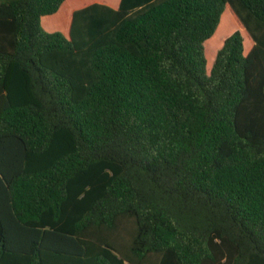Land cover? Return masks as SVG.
<instances>
[{
    "label": "trees",
    "instance_id": "trees-1",
    "mask_svg": "<svg viewBox=\"0 0 264 264\" xmlns=\"http://www.w3.org/2000/svg\"><path fill=\"white\" fill-rule=\"evenodd\" d=\"M0 264H264V0H1Z\"/></svg>",
    "mask_w": 264,
    "mask_h": 264
},
{
    "label": "rangeland",
    "instance_id": "rangeland-1",
    "mask_svg": "<svg viewBox=\"0 0 264 264\" xmlns=\"http://www.w3.org/2000/svg\"><path fill=\"white\" fill-rule=\"evenodd\" d=\"M1 1V0H0ZM212 59H213V56H212V53H211V50H210V53H209V63L212 62Z\"/></svg>",
    "mask_w": 264,
    "mask_h": 264
}]
</instances>
